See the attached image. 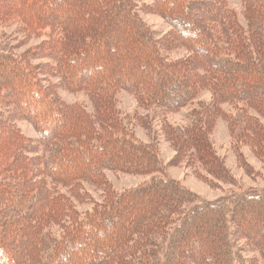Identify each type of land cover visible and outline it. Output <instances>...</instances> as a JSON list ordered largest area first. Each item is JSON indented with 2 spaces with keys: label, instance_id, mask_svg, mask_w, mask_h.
Returning <instances> with one entry per match:
<instances>
[{
  "label": "trees",
  "instance_id": "16d2710c",
  "mask_svg": "<svg viewBox=\"0 0 264 264\" xmlns=\"http://www.w3.org/2000/svg\"><path fill=\"white\" fill-rule=\"evenodd\" d=\"M138 9L0 0V29L44 37L22 54L0 51V264H264V188L202 199L169 176L156 144L127 130L116 97L129 91L161 114L170 164L215 188L235 183L212 138L223 119L238 165L256 176L242 148L264 165V0H243L245 24L227 0H153L147 10L171 28L163 36ZM59 88L83 93L93 110ZM186 107L183 127L168 120ZM23 118L37 139L17 127ZM136 118L150 129L148 114ZM107 171L153 176L117 191Z\"/></svg>",
  "mask_w": 264,
  "mask_h": 264
},
{
  "label": "rangeland",
  "instance_id": "374dc122",
  "mask_svg": "<svg viewBox=\"0 0 264 264\" xmlns=\"http://www.w3.org/2000/svg\"><path fill=\"white\" fill-rule=\"evenodd\" d=\"M135 2L139 8V15L151 27V29L157 32V35L163 36L171 29L169 24L161 15L154 13L153 10H147V7L153 3V0H135ZM227 2L230 7L237 12L241 23L245 24L246 21L243 16V0H227ZM43 38L44 37L33 38L27 42H24V39H21V35L17 33L15 27H6L5 29H0V51H6L7 49L11 50L13 48L14 52L22 54L33 48V46L39 44ZM184 52V50L176 51L173 53V56L180 57L185 54ZM43 61H46V59L36 60L37 63ZM51 80L54 83H57L59 78L53 76ZM58 92L62 99L66 101V103L70 104L79 102L80 104L85 105L90 112L93 110L88 97L83 93H72L64 88H59ZM116 97L117 109L120 110L122 123L127 128V130H129L140 141L156 144L163 163L168 165L166 170L168 171L169 176L181 181L192 191L199 194L202 199L216 200L231 194H236L243 189L264 188V165L253 154L249 147L244 146L242 151L245 153L248 162L253 166V168H255L256 171H258V174L256 176H249L244 172V170L238 165L236 154L231 146V137L228 126L223 119H219L217 121L212 138L215 149L221 156L225 158L226 165L235 178V183L231 184L221 182L219 187L215 188L210 186L206 181L200 180L198 177H196L192 169L188 168L185 163L179 165L170 164V161L175 155V149L168 141L165 140V137L162 134L161 121L163 120V116L161 114L157 115V112H155L154 109L147 111L146 109L140 107L133 94L129 91L122 90L117 94ZM199 99H210L209 92L203 93ZM224 107L228 108L227 105ZM188 109L189 107H186L177 112L168 113L166 116L171 123L181 128L185 125V115ZM147 114L150 117L149 120H147L150 129L142 126L136 118L137 116H145ZM16 125L26 137L37 139L38 133L29 120L24 118L19 119L16 121ZM107 175L117 191L133 188L151 179L153 176L124 174L112 171H107ZM90 189L95 200L101 198L102 191L95 190L92 187H90ZM91 206V203H85L78 204L77 207L80 211H85ZM125 223L126 218L123 221L117 222L113 227V232L117 231L120 226ZM56 228L59 229L58 226H56ZM244 255L250 257L252 254L245 251Z\"/></svg>",
  "mask_w": 264,
  "mask_h": 264
}]
</instances>
